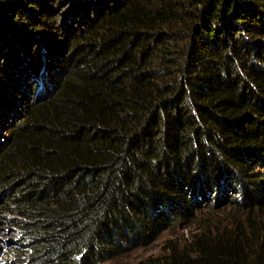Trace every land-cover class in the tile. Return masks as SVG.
I'll return each instance as SVG.
<instances>
[{
  "label": "trees",
  "instance_id": "16d2710c",
  "mask_svg": "<svg viewBox=\"0 0 264 264\" xmlns=\"http://www.w3.org/2000/svg\"><path fill=\"white\" fill-rule=\"evenodd\" d=\"M0 220L25 264H264V0H0Z\"/></svg>",
  "mask_w": 264,
  "mask_h": 264
},
{
  "label": "rangeland",
  "instance_id": "374dc122",
  "mask_svg": "<svg viewBox=\"0 0 264 264\" xmlns=\"http://www.w3.org/2000/svg\"><path fill=\"white\" fill-rule=\"evenodd\" d=\"M215 214H218L220 218L224 216V213H221V211ZM189 230L190 227L186 226L184 228L183 225L172 227L148 246L126 252L121 256L99 264H136L140 258L156 253L162 246L165 238L183 239L189 234ZM17 239H19L18 231L0 220V264H25L24 257L27 255V252L21 250V246L17 244Z\"/></svg>",
  "mask_w": 264,
  "mask_h": 264
}]
</instances>
